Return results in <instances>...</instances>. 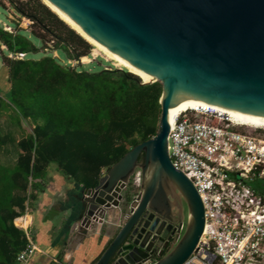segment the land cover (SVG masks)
<instances>
[{
    "label": "water",
    "instance_id": "obj_1",
    "mask_svg": "<svg viewBox=\"0 0 264 264\" xmlns=\"http://www.w3.org/2000/svg\"><path fill=\"white\" fill-rule=\"evenodd\" d=\"M46 1L79 34L161 85L156 134L107 168L94 188L80 187L73 217L79 233L111 226L119 213L118 229L94 264L186 263L202 235L204 210L169 160L167 112L195 100L264 118V0ZM137 169L139 190L129 199L124 191ZM176 195L188 213L181 234L182 219L171 210Z\"/></svg>",
    "mask_w": 264,
    "mask_h": 264
},
{
    "label": "trees",
    "instance_id": "obj_2",
    "mask_svg": "<svg viewBox=\"0 0 264 264\" xmlns=\"http://www.w3.org/2000/svg\"><path fill=\"white\" fill-rule=\"evenodd\" d=\"M6 4L31 23L29 35L0 27L8 86L0 95V264H14L27 243L14 221L25 214L31 190L45 181L51 165L74 184L94 188L107 168L156 134L161 85L142 84L127 69L64 66L48 54L14 58L38 53L31 39L51 41L75 64L92 47L40 0H0V9ZM251 187L264 196V181Z\"/></svg>",
    "mask_w": 264,
    "mask_h": 264
},
{
    "label": "built area",
    "instance_id": "obj_3",
    "mask_svg": "<svg viewBox=\"0 0 264 264\" xmlns=\"http://www.w3.org/2000/svg\"><path fill=\"white\" fill-rule=\"evenodd\" d=\"M0 27L11 32L5 24ZM243 128L211 108L184 111L169 128L171 165L191 182L204 210L202 235L184 264H196L197 257L205 264H264V196L251 187L264 181V141ZM183 229L182 224L179 234ZM21 230L27 243L14 264H27L38 251L27 230Z\"/></svg>",
    "mask_w": 264,
    "mask_h": 264
},
{
    "label": "crops",
    "instance_id": "obj_4",
    "mask_svg": "<svg viewBox=\"0 0 264 264\" xmlns=\"http://www.w3.org/2000/svg\"><path fill=\"white\" fill-rule=\"evenodd\" d=\"M80 187L49 168L45 181L31 190L30 206L14 221L27 230L38 250L27 264H94L100 257L113 233L105 223L85 234L76 230L73 217ZM113 223L117 226L118 220Z\"/></svg>",
    "mask_w": 264,
    "mask_h": 264
},
{
    "label": "rangeland",
    "instance_id": "obj_5",
    "mask_svg": "<svg viewBox=\"0 0 264 264\" xmlns=\"http://www.w3.org/2000/svg\"><path fill=\"white\" fill-rule=\"evenodd\" d=\"M2 24L7 25L10 28L11 32L15 29V26L18 29H23L25 31L26 35H29V32L31 30L30 21L19 17L14 12V10L7 4H6L4 10L0 9V26ZM31 41L34 45H36V47L39 48V51L36 54L24 56V58L28 57L29 59L37 60V59L41 58L42 55L48 54V55L53 56L55 59H57L59 61V63L61 65H64V66L65 65H70V66L80 65L82 68H84L86 70H93L94 68H96V66H98L99 68H104V69L113 68V69L126 70L123 67H119L118 64H116L112 60L108 59L101 52H96L92 46H91L92 49L90 51V55L87 57H83L82 59L80 58L78 60V64H75V62L73 60L66 59L64 54L57 51L56 48L53 46L51 41L47 40L46 44L43 42L37 41L36 39H31ZM44 47H47V48L45 49ZM0 51H4V48L0 47ZM1 70H2V58L0 55V95L5 96L7 94V91H8V89H7L8 86H7L6 81L4 79L3 73H1ZM238 125H241V124H238ZM23 127H24V130L26 132H29L31 129L30 126L26 125L25 123H23ZM246 127L247 128H243L245 131H247L248 133H251L253 137H256V138L264 141V127H253V126H248V125ZM51 168H54V166L51 165ZM136 174H140V171L138 169L134 172V174L130 178L128 186H127L126 190L124 191L125 195L128 196L129 199L132 196H135L139 190L138 187L140 185V182H138V184H137ZM140 179H141V176H140ZM179 197H180L179 195L178 196L176 195L174 197V199H178ZM173 213H175V210L173 211ZM125 215H126V211L124 212V208H123L122 214H121V219H120L121 225L124 222ZM181 216H182V224H183V226H185L187 223V219H188V213L186 211V207H185L183 214ZM118 218H119V213L115 212L113 214V218L111 220L117 221V220H119ZM113 221H111V224H112L111 226L107 227L105 224V226H106L105 228L106 229L109 228L110 232H112L114 234L118 228L116 227V225H113L114 224ZM195 262H196V264H205V262L203 260H201L200 257H197L195 259Z\"/></svg>",
    "mask_w": 264,
    "mask_h": 264
},
{
    "label": "bare ground",
    "instance_id": "obj_6",
    "mask_svg": "<svg viewBox=\"0 0 264 264\" xmlns=\"http://www.w3.org/2000/svg\"><path fill=\"white\" fill-rule=\"evenodd\" d=\"M42 3H44L49 9H51L57 16L61 18L63 22H65L70 28H72L74 31H77L76 27L65 17L60 15V11L56 9L53 5H51L46 0H40ZM79 34V33H78ZM83 39H85L96 52H101L104 56H106L108 59L112 60L114 63L118 64L119 66L124 67L125 69L129 70L130 72L134 73L143 83H149L153 78L149 75H146L142 73L139 70H136L131 65L121 61L118 57L106 52V48L98 44L97 42L93 41L92 39L83 36L79 34ZM199 108H211L216 111H220L225 115H229L233 121H235L237 124H241L242 126H253V127H264V118L247 115L243 113H239L236 111H230L226 109H222L219 107L207 105L205 103H201L199 101L195 100H183L180 101L175 106L171 107L167 112V122L169 127H171L175 121V119L180 115V113L187 111V110H194Z\"/></svg>",
    "mask_w": 264,
    "mask_h": 264
},
{
    "label": "flooded vegetation",
    "instance_id": "obj_7",
    "mask_svg": "<svg viewBox=\"0 0 264 264\" xmlns=\"http://www.w3.org/2000/svg\"><path fill=\"white\" fill-rule=\"evenodd\" d=\"M171 204H172V207H171V210H172V214H173V219H177L179 218L178 216H180V218L182 219V214H183V211L185 209V205L183 203V200L181 199V197H179L178 199H174V198H171ZM175 210V213H173V211Z\"/></svg>",
    "mask_w": 264,
    "mask_h": 264
}]
</instances>
